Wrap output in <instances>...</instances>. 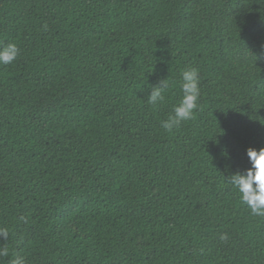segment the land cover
<instances>
[{
    "label": "trees",
    "instance_id": "obj_1",
    "mask_svg": "<svg viewBox=\"0 0 264 264\" xmlns=\"http://www.w3.org/2000/svg\"><path fill=\"white\" fill-rule=\"evenodd\" d=\"M8 42L0 264H264L227 182L264 147V0H0ZM186 67L198 108L166 132Z\"/></svg>",
    "mask_w": 264,
    "mask_h": 264
},
{
    "label": "clouds",
    "instance_id": "obj_2",
    "mask_svg": "<svg viewBox=\"0 0 264 264\" xmlns=\"http://www.w3.org/2000/svg\"><path fill=\"white\" fill-rule=\"evenodd\" d=\"M19 55L20 48L16 43L0 44V65L13 63ZM168 87L166 80L152 87L147 96V102L152 106L163 102L165 99L163 93ZM180 87L182 91L180 101L174 106L173 114L160 125L166 132H172L178 129L183 122L191 120L194 111L198 108L201 90L200 75L196 67L185 68L181 74ZM246 151L251 166L245 171L232 173L227 182L237 190L241 202L250 209L253 215L264 217V147L256 149L250 146ZM225 155L230 154L225 152ZM0 237L8 239L9 232L6 228L0 227ZM8 255L7 249H0V256ZM10 264H27V260L22 255H16L11 258Z\"/></svg>",
    "mask_w": 264,
    "mask_h": 264
}]
</instances>
